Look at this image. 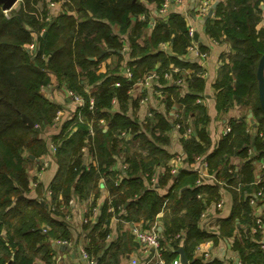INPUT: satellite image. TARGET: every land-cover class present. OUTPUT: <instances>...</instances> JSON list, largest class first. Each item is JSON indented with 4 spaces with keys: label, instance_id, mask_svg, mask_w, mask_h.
Returning a JSON list of instances; mask_svg holds the SVG:
<instances>
[{
    "label": "trees",
    "instance_id": "16d2710c",
    "mask_svg": "<svg viewBox=\"0 0 264 264\" xmlns=\"http://www.w3.org/2000/svg\"><path fill=\"white\" fill-rule=\"evenodd\" d=\"M51 1H63L66 10L50 21L47 20L49 11L45 0H20L19 8L9 15L0 4V264H36L37 257L50 263L53 257L47 250L50 240H68L70 236L64 222L57 218L62 215V206H69L74 194L86 198L91 192L95 196L93 206H96L102 187L100 179L112 163L113 155L127 152L129 145H138L147 149L148 153L143 156L141 152H134L127 159L130 163L127 180L117 186L116 178L107 180L106 187L113 196L110 206L114 212L118 213L128 203L125 219L135 223L141 219L154 221L160 212L166 210L163 246L182 230L186 231L183 243H171L173 248L163 252L166 264L178 256L180 247L184 248L189 264H219L195 258V251L201 243L212 238L199 224L202 213L221 198L222 186L208 182L198 184L199 174L182 171L167 202L158 192L146 190L142 175L138 173L142 170L145 175L159 165L166 166L172 155L157 144L159 141L170 143L165 133L172 129V123L160 114H153V118L148 119L151 137H147L138 120L127 115L129 103L133 102V109L138 108L139 101H132L129 91L140 78L153 71L158 63H161L160 73L164 74L170 70L172 62L182 63L179 57L191 43L185 19L173 13L155 24L147 37L148 19L144 0ZM145 1L159 7L164 2ZM262 1H220L215 9V20L208 26L211 36L225 35L233 51L215 84L220 91L218 109H229L235 104L252 109L258 123V134L254 139L259 154L256 159L264 157V112L257 80L259 60L264 54V29L256 30L262 20ZM41 2L45 3L42 9L39 7ZM141 15H145L144 20H140ZM132 17H137L133 26ZM113 25L120 26L123 33L129 29L125 53L130 61L131 78L115 75L120 71L125 56L123 42L114 33ZM143 38L144 45H140L138 40ZM34 42L36 49L31 52L28 46ZM162 43L171 44L178 56L159 50ZM52 75L58 80L53 94L56 95L64 86L68 91L85 96L82 119L78 115L69 119L70 113L56 97L49 99L41 91L42 87L52 84ZM86 84H99L98 90L93 93V109H90L89 97L84 92ZM196 100L197 96L189 94L180 100L184 107L179 120L181 124L192 123L195 114L203 110ZM115 104L120 106V110L110 114L109 110ZM171 106L169 101L168 110ZM59 110H64L65 114L61 130L53 141L57 147L55 157L60 170L49 188L52 192L50 201L43 196L42 188L37 189L36 198H30V170L39 165V160L49 150L41 134ZM71 111H75L74 107ZM23 115L33 121V127L23 120ZM202 119L207 120L205 113ZM101 120L105 123L103 126L99 124ZM195 122L192 126H195L198 139L191 136L181 140L190 161L203 155L211 142ZM231 125V132L207 157L208 173H215L217 179L226 181L229 187L242 185L241 192L250 194L254 165L253 158L248 160V150L253 137L244 121L234 120ZM90 128L94 130L93 136ZM122 133L132 139L121 138ZM87 141L89 151L96 160V164L89 168L85 166L83 156ZM233 156L245 159L237 175V169L230 164ZM232 169L235 172L230 174ZM170 179L168 169L157 187L166 186ZM228 189L234 193L235 206L232 215L220 222V231L231 237L237 225L250 223L251 208L247 198L238 199L237 192ZM108 208L106 203L85 246L97 264H114L107 254L101 256L110 235L108 226L112 213H108ZM86 227L89 228V225ZM259 248L256 243L246 249L238 245L251 264L261 263L259 259L263 254ZM115 256L111 258L117 261Z\"/></svg>",
    "mask_w": 264,
    "mask_h": 264
},
{
    "label": "crops",
    "instance_id": "0c3cea01",
    "mask_svg": "<svg viewBox=\"0 0 264 264\" xmlns=\"http://www.w3.org/2000/svg\"><path fill=\"white\" fill-rule=\"evenodd\" d=\"M143 2L147 8L148 19V29L145 30V35L149 37L152 26L157 24L163 18L159 14L160 7L157 4L149 3L145 0ZM211 2L213 5L215 0H211ZM199 3L200 0H184L180 5L175 4L170 9L168 18L173 13L179 14L182 18H184L187 23V27H192L195 30L197 39L194 37V42L198 43L201 52L206 53L207 56L205 58H201L194 54H190L189 49L193 45V40L191 39V43L186 48L185 53L179 57V60L182 61V63L172 62L170 64V69H174L175 71L177 70L174 72L172 78L167 79L164 73H160L161 63H158L153 71L160 74V79L155 83L153 89L147 90L144 88L141 85L142 79L140 78V80H138L129 91L131 100H138L139 105L138 108H135V110L132 107L133 102L129 103L127 105V115L130 116V118L132 117L138 120V124L140 125L142 132H144L147 137H151V134L148 132L150 126L148 123L149 113H153L154 116L160 114L172 123V129L165 133L170 138V143L165 144L159 141L157 144L158 147L166 150L172 155L170 160L167 161L166 166L159 165L152 173H147L145 175H143L142 170L138 173V175H142L145 189L158 192L159 196L165 199V202L170 199V194L174 187L175 180L182 171L198 174L197 169L201 167L203 161L207 160L208 162L207 157L231 132L232 121H244L247 124V129L253 137L252 143L255 141L254 139L258 134V123L250 107L235 104L229 109H218V94L220 91L216 89L215 84L218 81L221 68L224 64L229 62L230 54L233 51L229 41L225 38V35H221L216 38L208 33V26L213 22V20H215V10L213 11V16L206 19L208 14L207 16H200L198 12ZM261 10L262 20L256 26L257 31L264 29V1L261 2ZM140 20L142 19L140 18ZM131 21L133 26L137 21V17H132ZM112 28L114 33L121 37L124 47H127L129 29L127 32L123 33L118 25H113ZM138 43L140 45H144V38L139 39ZM159 50L169 51V54L174 57L178 56L174 53L171 44L169 43L160 44ZM125 52L126 51H124L125 61L121 63L120 71L115 74L119 77H126V70L130 69L128 64L130 61L128 60V55ZM182 77L185 78V85L183 87L178 86L175 82ZM118 85L119 84H117V86ZM50 86L52 90L58 87V80L53 75L52 84ZM98 86L99 84H86L84 92L87 94L89 99L94 97L93 93L98 90ZM65 88L66 87L63 86L61 91H58L55 97L59 103L63 105L65 110L70 113V116H68L70 119L78 115L79 105L72 99V97L67 96ZM188 94L197 96L196 104H199L203 108L202 111L200 110L195 114L193 122L196 121L195 123L198 124L199 130H202L204 135L211 140L210 145L207 147L204 154L198 156L193 161L189 160L181 143L183 138H189V136L186 135L188 125H180V119H177V117L175 118L176 112H179L182 116L184 107L182 106L180 100L185 98ZM79 95L85 98L84 95ZM144 97H147L148 100L147 102L142 103L141 100ZM169 101L172 103L170 110H168ZM73 107L75 111L72 112L71 109ZM119 110L120 106L115 104L114 107L109 110V113L115 114ZM251 112L253 114V120L250 118ZM204 113L207 116L206 121L202 119ZM192 123H190L191 126L193 125ZM99 124L100 126H103L105 123L101 120ZM60 130L61 128L53 130L46 126V129L44 130L46 137L44 136L43 138L46 140L48 148L50 142L54 143L53 138L59 134ZM193 130L196 131L195 126H193ZM227 130H229L228 134ZM157 135H159V133H157ZM193 137L198 139L199 136L198 134L195 135L193 133ZM127 138L130 139L129 135ZM85 148L86 150L83 152L84 164L87 168H89L96 164V160L89 151L90 144H87ZM253 151L254 154L251 156L248 153V160L253 158L254 182L252 184L251 194L255 196L254 193L258 192L262 188L264 193V157L256 159V156L259 154L254 148ZM134 152H141L143 156H146L148 150L141 149L138 145H129L127 152H118L113 155L111 161L112 163H110L106 174L100 179L102 187L100 188V196L97 200L96 206H93L95 198L93 192H91L86 198H80L77 194H74L69 206H62V215L57 218H59L66 225V228L70 233L69 239L50 240L47 250L50 251V254L53 256L52 261L47 263L40 257H37L35 260L36 264H92L90 261L85 260L81 256L80 250L83 249L90 241V231L94 225L97 224L99 220V213L102 211L106 203L109 206L107 211L108 213H112V216L108 226L110 235L106 240L101 256L107 254L110 262H114V264H131V260L133 258H137L140 263L144 261L145 256L139 249V245L135 241L132 233L133 226H135V224H141L143 219L135 223L126 221L125 217L128 216V203L121 207L118 213L114 212L113 207L110 206L113 196L110 195L109 189L106 187L108 179L116 178V186L119 185L121 181L127 180L129 175L128 170L130 168V163L127 159L131 157V154ZM178 157H182V161H178ZM187 158L189 162L188 168L190 170L185 169L184 161ZM42 160H44V162L49 161L47 155L44 156ZM244 162L245 159L239 156H233L230 159V164L234 166L237 171L241 168ZM41 165L42 163L40 162L39 165H34L30 170L32 189L29 197L36 198L38 196L37 189L42 188L43 194L45 193L43 196L50 201L47 191L49 190L53 180L56 178L60 170V166L56 162V157L51 159L49 166L40 173L39 169ZM168 169L171 173V179L166 186L157 187L160 178ZM206 182L214 184L215 180L208 178L204 183ZM242 187V185H238L236 187H222L221 198L219 201L211 203L205 210L208 218L216 219L219 231L217 234H209L206 230L207 226L205 222L200 220V228L205 230V232L212 236V238L205 240L198 246L199 252L196 253V258H201L204 262H218L219 264H238V262H240V264H251L246 260L240 249H238V245L243 246L246 249L250 244L256 243L260 247L259 249L263 254L259 259L261 262L260 264H264V248L261 247V244L264 242V232L255 234L252 230L255 216L260 214L264 218V195L255 198V204L253 206L250 205L251 213L249 224L237 225L234 234L231 237L222 234L220 231V222L226 220L232 215L235 206L234 193L228 188H232L237 192L238 199L241 197V199L245 200L247 198V193H242ZM221 200L223 201V204L222 206H219L218 203ZM94 210H97V214L94 219L91 220ZM166 213V210H164L157 216L159 222L162 224L163 230V220ZM86 225H89V228H87ZM163 244L164 242L162 245ZM173 244H171V242H167L163 247L168 251L173 248ZM114 245L115 247L117 246V249ZM112 255L117 256V261H114V259L111 258ZM178 257L180 258L179 254L174 260H177ZM93 259L94 264H97V260L95 258Z\"/></svg>",
    "mask_w": 264,
    "mask_h": 264
},
{
    "label": "built area",
    "instance_id": "2783aa9c",
    "mask_svg": "<svg viewBox=\"0 0 264 264\" xmlns=\"http://www.w3.org/2000/svg\"><path fill=\"white\" fill-rule=\"evenodd\" d=\"M183 1L184 0H164V2L162 3V5L159 8L160 16L163 19H167L172 6L175 4L180 5L183 3ZM211 9H212L211 0H200L199 6H198V12H199L200 16H207V14L209 13V11ZM140 18L142 20H144L145 15H141ZM48 19H50L49 16H48L47 20ZM154 25L152 26V28L154 27ZM188 33H189V36L191 37V39L193 40V45L189 49L190 54H194V55L199 56L201 58H205L207 56V54L201 52V50L198 46V43L194 42L195 30L192 27H189ZM123 51H127V47H124ZM176 71L174 69H170L164 75L167 79H170L173 77V74ZM125 75L127 78H131L133 76L130 69L126 70ZM158 79H159V74L156 71H151L150 73L146 74L142 78L141 85L144 88H146L147 90L153 89V87H154L155 83L158 81ZM175 82L178 86L183 87L185 85V78L182 77ZM50 88H51L50 85L46 86V87H42L41 91L44 92V90H48ZM66 94H67V96L72 97V99L79 105L78 117H79V119H82L83 109L86 105L85 98L79 94H76V93H74L72 91H68V90H66ZM147 100H148V98L144 97V98H142L141 102L145 103V102H147ZM88 103H89L90 109H93L95 106V98L91 97L89 99ZM64 114H65L64 110H59L57 112V115L55 116V118L51 122V124L48 125V127L53 129V130H58L59 128H61V121H62V117L64 116ZM148 116H149V118H153V113H149ZM176 117H177V119H180L182 116L179 112H176L175 118ZM180 125H188L186 135L189 137L193 136L194 130H193V126L190 125V121H187L186 123H183V124L180 123ZM228 133H229V130H227V134ZM90 134L92 136L94 135V130L92 128H90ZM120 137L121 138H127L128 134L122 133ZM87 144H89V141H87ZM48 149L49 150H48L47 157H48L49 161L44 162V160H43L41 162L42 165L40 167V171H39L40 173L42 171H44L49 166L50 160L55 158V153H56V149H57L56 144L50 142ZM85 150H86V148L84 147L83 152ZM248 153L250 156L252 154H254L252 146L249 148ZM177 160L182 161V157H178ZM262 166H263V164H262ZM188 170H190V169H188ZM229 172H230V174H233L235 172V170L232 169ZM197 173L200 176L198 184H203L206 179L212 178L215 180L216 184H219L222 187H229L227 185L226 181L218 180L214 173L213 174L208 173V162H207V160L203 161L201 167L197 169ZM235 174L237 175V171ZM51 193L52 192L50 190H48V196L49 197L51 196ZM254 194H255V196L251 193L246 194V197L249 201V205H251V206H253L255 204V198L264 195L263 188ZM200 197H201V195H199V198ZM218 204H219V206H222L223 201L221 200ZM96 214H97V210H94L93 211V217L91 218V220L94 219ZM201 220H203V222H205V224L207 226L206 230L209 234L210 233L211 234H217L218 233L219 227L217 226L216 219L208 218L206 211H204L202 213ZM88 221H89V219H88ZM218 225H219V223H218ZM252 230L255 234H260L261 232H264V218L260 214L255 216V220H254V224L252 226ZM132 233H133L135 241L139 245V249L141 250V252L145 256V259L142 263H140L137 258H133L131 260V264H166V262L163 259V252L166 251V249L162 245V241L164 238L163 228H162V224H161V222H159L158 218L154 221H150V222L143 221L141 224H135V226H133V228H132ZM185 238H186V231L182 230L177 235L173 236L172 239L170 240V242L176 243L178 241L180 243H183ZM261 247L264 248V242L261 244ZM80 251H81V256L85 260L90 261L92 264H94V259L89 256L85 247L83 249H81ZM198 252H199V247H197V249L195 251V255ZM171 264H181L180 258H178L177 260H174ZM238 264H240V262H238Z\"/></svg>",
    "mask_w": 264,
    "mask_h": 264
},
{
    "label": "water",
    "instance_id": "95a60500",
    "mask_svg": "<svg viewBox=\"0 0 264 264\" xmlns=\"http://www.w3.org/2000/svg\"><path fill=\"white\" fill-rule=\"evenodd\" d=\"M17 1L18 0H0V4H2V7L5 11H9L10 9L13 8V6L16 4ZM220 1L221 0H215L214 4L212 5V9L209 11L206 19L213 16V11L217 8ZM44 35H46V32L44 33ZM195 39H197V35H195ZM257 80H258L259 100H260L261 108L264 112V54L262 55V57L259 60V64H258V68H257ZM46 97L49 98V95L47 94ZM252 117H253V114L251 112L250 118L252 119ZM22 118L25 122L28 123L29 126H31V127L34 126V123L30 118H28L25 115H23ZM194 134L196 135L197 132L194 131ZM252 147L256 150L255 141H253ZM30 158L34 159L33 156H30ZM39 161L42 162L43 160L41 159ZM184 162H185V169L188 170L189 169L188 168L189 167L188 159H186ZM178 254L180 255V263L181 264H189L188 257L186 255L183 247L179 248Z\"/></svg>",
    "mask_w": 264,
    "mask_h": 264
},
{
    "label": "rangeland",
    "instance_id": "374dc122",
    "mask_svg": "<svg viewBox=\"0 0 264 264\" xmlns=\"http://www.w3.org/2000/svg\"><path fill=\"white\" fill-rule=\"evenodd\" d=\"M45 2L48 4V11H49L48 15H49V17H50V19H48L49 21H50L52 18H55L56 16H58L59 14L65 12V10H66L63 1H60V2H54V1H51V0H45ZM39 5H40L39 7L42 9L43 6L45 5V3H42V2H41ZM19 6H20V0H18V1L16 2V4L13 6L12 9H10L9 11H5V12H6V15H9L10 12H12V11L15 10V9H18ZM45 20H46V19H45ZM44 33H45V31H44ZM28 49H29L31 52L35 51V49H36V42L30 44V45L28 46ZM43 93H44L45 95L48 94V95H49V99H54V98H55V94H53L54 91L52 90V88H50V89H48V90H44ZM53 95H54V96H53ZM45 129H46V127L43 129L42 134H41L43 137L45 136V134H44V133H45V132H44ZM45 137H46V136H45ZM40 167H41V166H40ZM39 170H40V169H39ZM236 171H237V170H236ZM178 258H179V257H178Z\"/></svg>",
    "mask_w": 264,
    "mask_h": 264
}]
</instances>
